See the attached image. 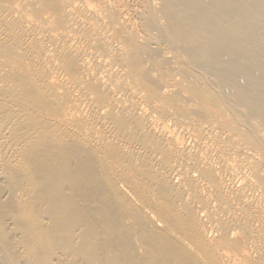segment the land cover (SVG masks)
Returning a JSON list of instances; mask_svg holds the SVG:
<instances>
[{"label":"bare ground","instance_id":"6f19581e","mask_svg":"<svg viewBox=\"0 0 264 264\" xmlns=\"http://www.w3.org/2000/svg\"><path fill=\"white\" fill-rule=\"evenodd\" d=\"M0 264H264V0H0Z\"/></svg>","mask_w":264,"mask_h":264}]
</instances>
